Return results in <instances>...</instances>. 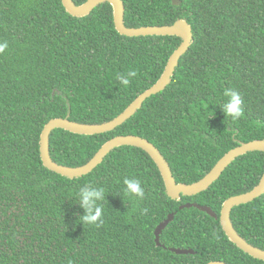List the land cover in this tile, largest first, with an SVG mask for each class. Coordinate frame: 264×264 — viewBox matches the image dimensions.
Masks as SVG:
<instances>
[{"label": "trees", "instance_id": "1", "mask_svg": "<svg viewBox=\"0 0 264 264\" xmlns=\"http://www.w3.org/2000/svg\"><path fill=\"white\" fill-rule=\"evenodd\" d=\"M87 0H74L77 5ZM130 28L186 19L193 42L171 84L150 97L126 123L86 136L62 129L50 136L52 159L87 164L118 136L147 139L165 157L177 183L193 184L241 143L264 140V0H123ZM0 264H264L233 244L222 229L224 202L256 187L264 153L237 158L206 191L178 200L166 192L153 159L135 147L114 149L90 174L69 179L47 169L40 138L52 119L103 124L118 117L162 76L182 39L127 37L115 28L113 8L68 14L62 0H0ZM136 71L130 85L117 76ZM225 90L239 92L245 115L226 118ZM137 178L140 200L125 193ZM85 183L104 187L101 227L83 225L77 193ZM186 203L207 205L215 219ZM176 213L155 243L157 226ZM234 228L264 250V195L232 210ZM193 249L176 255L169 248Z\"/></svg>", "mask_w": 264, "mask_h": 264}, {"label": "water", "instance_id": "2", "mask_svg": "<svg viewBox=\"0 0 264 264\" xmlns=\"http://www.w3.org/2000/svg\"><path fill=\"white\" fill-rule=\"evenodd\" d=\"M172 1L175 6L182 3V0ZM104 3H109L113 8L114 24L119 34L127 37L175 36L181 38L182 42L170 56L167 66L159 80L151 88L137 97L124 112L113 120L103 124H81L70 120V110L67 117L50 120L45 125L40 138V155L42 163L47 169L69 179L80 178L94 171L114 149L126 146L135 147L143 150L153 159L161 173L167 195L171 199L179 201L182 196L192 197L208 190L237 158L251 152L264 153V140L241 143L239 146L226 153L205 177L193 184L177 183L169 163L158 148L147 139L134 135L118 136L109 140L100 148L95 156L83 166L67 167L56 163L50 154V136L54 130L62 129L78 135L93 136L111 132L120 127L131 119L150 97L163 92L171 84L180 59L187 53L193 42L192 26L186 19H178L173 25L130 28L125 25V5L123 0H87L81 5H77L74 0H62L66 12L77 18L88 16L94 9ZM262 195H264V174L259 184L251 191L230 197L224 202L220 214V222L223 231L233 244L254 259L264 261V250L253 246L240 236L231 220V213L235 207L251 203ZM190 208L198 209L215 219L218 218L216 212L213 211L211 207L198 203H186L180 207V210ZM175 215L176 213L169 214L168 218L157 226L155 230V243L158 247L167 249L161 242V235L169 224L173 222ZM169 250L176 255L196 254L193 249L171 247ZM208 264L226 263L223 261H212Z\"/></svg>", "mask_w": 264, "mask_h": 264}, {"label": "clouds", "instance_id": "3", "mask_svg": "<svg viewBox=\"0 0 264 264\" xmlns=\"http://www.w3.org/2000/svg\"><path fill=\"white\" fill-rule=\"evenodd\" d=\"M9 48L7 41H0V56L5 55ZM136 71H129L126 74L118 75L117 79L123 87L127 88L132 79L136 77ZM227 99L220 105L226 118L232 121H238L245 115L243 109V100L239 92L225 90L223 94ZM125 193L138 197L140 200L145 198V190L141 181L137 178H127L123 180ZM78 204L84 210V214L78 217L83 225L101 227L104 223V209L101 202L105 200L106 193L104 187L93 186L91 183H85L80 187L78 193Z\"/></svg>", "mask_w": 264, "mask_h": 264}]
</instances>
